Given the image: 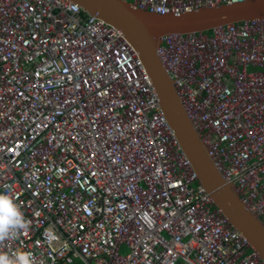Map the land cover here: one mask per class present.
I'll use <instances>...</instances> for the list:
<instances>
[{
	"label": "built area",
	"instance_id": "2783aa9c",
	"mask_svg": "<svg viewBox=\"0 0 264 264\" xmlns=\"http://www.w3.org/2000/svg\"><path fill=\"white\" fill-rule=\"evenodd\" d=\"M124 1L181 14L244 0ZM156 52L264 225V18L167 34ZM179 261L264 264L198 181L123 33L71 0H0V264Z\"/></svg>",
	"mask_w": 264,
	"mask_h": 264
},
{
	"label": "water",
	"instance_id": "95a60500",
	"mask_svg": "<svg viewBox=\"0 0 264 264\" xmlns=\"http://www.w3.org/2000/svg\"><path fill=\"white\" fill-rule=\"evenodd\" d=\"M119 29L138 53L157 93L160 108L215 205L264 259V225L239 199L208 155L157 55L160 38L171 33L208 31L243 20L264 18V0L205 6L181 14H158L132 7L124 0H71Z\"/></svg>",
	"mask_w": 264,
	"mask_h": 264
},
{
	"label": "rangeland",
	"instance_id": "374dc122",
	"mask_svg": "<svg viewBox=\"0 0 264 264\" xmlns=\"http://www.w3.org/2000/svg\"><path fill=\"white\" fill-rule=\"evenodd\" d=\"M128 1H131V0H128ZM126 251H127V249H126L124 246H122V248H121V252H122L123 254H125ZM75 264H77V263H75ZM178 264H183V263H182V261H179Z\"/></svg>",
	"mask_w": 264,
	"mask_h": 264
}]
</instances>
